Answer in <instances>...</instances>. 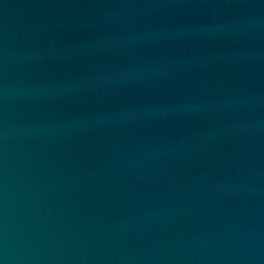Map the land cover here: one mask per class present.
Returning <instances> with one entry per match:
<instances>
[{"label":"water","instance_id":"obj_1","mask_svg":"<svg viewBox=\"0 0 264 264\" xmlns=\"http://www.w3.org/2000/svg\"><path fill=\"white\" fill-rule=\"evenodd\" d=\"M0 264H264V0H0Z\"/></svg>","mask_w":264,"mask_h":264}]
</instances>
